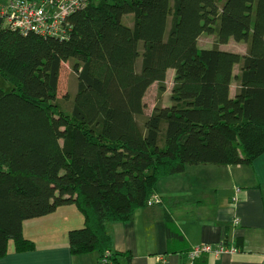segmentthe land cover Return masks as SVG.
I'll use <instances>...</instances> for the list:
<instances>
[{
  "label": "trees",
  "instance_id": "obj_1",
  "mask_svg": "<svg viewBox=\"0 0 264 264\" xmlns=\"http://www.w3.org/2000/svg\"><path fill=\"white\" fill-rule=\"evenodd\" d=\"M70 22L59 40L0 19V259L11 242L35 249L24 222L74 205L84 227L68 234L72 255L119 264L108 225L149 206L162 178L264 154V0H90ZM203 35L213 48H199ZM231 40L246 54L219 48ZM69 61L77 92L67 112L58 89ZM169 70L171 105L139 120Z\"/></svg>",
  "mask_w": 264,
  "mask_h": 264
},
{
  "label": "crops",
  "instance_id": "obj_2",
  "mask_svg": "<svg viewBox=\"0 0 264 264\" xmlns=\"http://www.w3.org/2000/svg\"><path fill=\"white\" fill-rule=\"evenodd\" d=\"M157 196L159 203L136 211L129 221L108 225L119 264H188L191 248L220 243L237 252L203 255L195 264H264V154L250 166H188L162 178ZM167 219L178 237L168 235ZM83 227L74 205L28 220L23 232L35 249L17 252L11 242L0 264H100L98 253L70 251L69 232Z\"/></svg>",
  "mask_w": 264,
  "mask_h": 264
},
{
  "label": "built area",
  "instance_id": "obj_3",
  "mask_svg": "<svg viewBox=\"0 0 264 264\" xmlns=\"http://www.w3.org/2000/svg\"><path fill=\"white\" fill-rule=\"evenodd\" d=\"M89 3L90 0H0V19L8 29L23 35L35 34L44 38L67 40L73 32L70 17L85 9ZM159 202V197L155 196L150 205ZM235 252L236 248L228 247L224 243L216 246L199 245L189 251L188 264H195L203 255L220 256ZM102 264H108L106 258Z\"/></svg>",
  "mask_w": 264,
  "mask_h": 264
},
{
  "label": "rangeland",
  "instance_id": "obj_4",
  "mask_svg": "<svg viewBox=\"0 0 264 264\" xmlns=\"http://www.w3.org/2000/svg\"><path fill=\"white\" fill-rule=\"evenodd\" d=\"M226 0H218V5L220 7L223 6V3ZM125 22L130 24L131 19L130 17H126ZM215 44V37L209 35L201 36L199 40L198 46L201 49H211L214 47ZM219 48L223 51L234 52L239 54H246L247 52V45L245 43H238L231 40L228 44L220 45ZM235 72H238V67L235 69ZM175 72L174 70L168 71V76L166 80L167 91L162 95L159 96L158 94V86L155 84L152 86L144 99V103L146 104V108L144 111V115L139 118V120H143L144 117L150 115L156 105H160L162 107L170 106L171 101V89L173 85V78ZM237 86L236 83L233 84ZM77 92V75L73 70V61H69L63 64L62 71L60 75L59 81V89H58V101H61L62 108L69 112L70 105L73 103L75 95ZM63 102V104H62Z\"/></svg>",
  "mask_w": 264,
  "mask_h": 264
}]
</instances>
